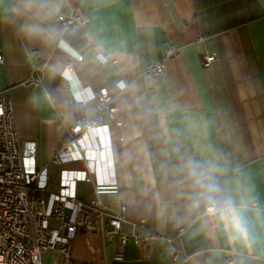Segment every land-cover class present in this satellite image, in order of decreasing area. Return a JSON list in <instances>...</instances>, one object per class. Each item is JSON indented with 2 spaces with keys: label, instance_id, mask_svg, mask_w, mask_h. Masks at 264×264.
Here are the masks:
<instances>
[{
  "label": "crops",
  "instance_id": "0c3cea01",
  "mask_svg": "<svg viewBox=\"0 0 264 264\" xmlns=\"http://www.w3.org/2000/svg\"><path fill=\"white\" fill-rule=\"evenodd\" d=\"M76 9L86 26L65 29L57 17ZM26 21L54 28L58 38H27L20 30ZM166 43L179 48L178 54L161 77H146ZM0 45V92L9 90L19 137L35 145L39 169H48L47 190L33 197L52 207L64 172L80 178L90 173L94 183L119 185L118 195L101 201L114 210L127 207L126 233L145 220L159 236L120 248L99 233L78 234L75 259L229 264L230 258L232 264H264V0H0ZM205 54L217 58L207 69ZM79 57L75 71L65 72ZM101 90L114 99L122 126L106 119L101 150L83 134L75 152L52 164L76 121L96 117ZM188 158L219 164L225 193L247 205L250 245L229 243L218 220L205 213L207 206H194L181 168ZM76 191L81 201L94 199L92 182L80 180ZM64 261L54 251L43 257V264Z\"/></svg>",
  "mask_w": 264,
  "mask_h": 264
},
{
  "label": "built area",
  "instance_id": "2783aa9c",
  "mask_svg": "<svg viewBox=\"0 0 264 264\" xmlns=\"http://www.w3.org/2000/svg\"><path fill=\"white\" fill-rule=\"evenodd\" d=\"M57 21L65 29H79L86 26L83 13L76 9L71 16H58ZM205 39L200 38L198 42ZM179 52V48L166 43L159 63L151 64L145 71L148 78H159L165 72V65ZM107 56V55H106ZM4 50L0 45V66L4 65ZM82 61L79 57L66 65L65 72L73 73ZM217 58L205 54L203 66L210 68ZM117 66V62H112ZM37 83L41 79L34 80ZM120 90L126 87L118 83ZM95 99L98 105L97 115L89 121L77 120L69 130V140L61 144L55 152L52 164L61 165L64 157L79 147L81 135L88 134L93 141V149H102L101 130L107 127L106 119L115 122L118 108L107 90H101ZM93 183L94 199L85 202L77 196V183ZM48 188V169H39L36 161L35 145L20 139L15 117L14 105L9 90L0 92V264H43V257L49 251L62 254L64 264H91L75 259L72 255L73 242L78 234H101L108 244L117 241L120 248L130 241L138 247L159 238L148 228L145 220L134 224L131 233H126L123 225L128 221V209L125 206L114 210L106 207L101 197L118 195L117 183L97 184L89 174L77 177L74 173L62 174L60 188L56 192L57 202L49 207L45 199H35L33 194L44 192ZM207 215H210L205 210ZM212 216V215H210ZM57 227H51L50 221ZM179 255H175L176 260ZM116 260L122 255L117 254ZM228 263L232 264L229 258Z\"/></svg>",
  "mask_w": 264,
  "mask_h": 264
},
{
  "label": "clouds",
  "instance_id": "9594fccd",
  "mask_svg": "<svg viewBox=\"0 0 264 264\" xmlns=\"http://www.w3.org/2000/svg\"><path fill=\"white\" fill-rule=\"evenodd\" d=\"M13 11L17 12L16 9ZM26 11H31V5ZM20 30L29 39L40 38L46 42H54L58 38L54 28H44L38 23L26 21ZM42 95L49 103L52 102V97L46 90ZM35 100L39 102L40 97L37 96ZM192 128L190 124L189 129ZM181 168L192 190L194 206H207L208 213L218 220L229 243L250 245L252 233L246 218L247 205L225 193L223 185L217 179L222 171L219 164L211 158L204 161L188 158Z\"/></svg>",
  "mask_w": 264,
  "mask_h": 264
}]
</instances>
